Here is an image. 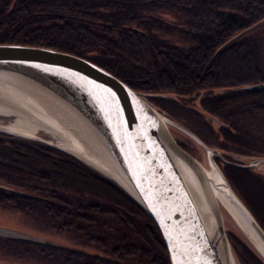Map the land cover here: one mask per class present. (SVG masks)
I'll use <instances>...</instances> for the list:
<instances>
[{"label": "trees", "instance_id": "obj_1", "mask_svg": "<svg viewBox=\"0 0 264 264\" xmlns=\"http://www.w3.org/2000/svg\"><path fill=\"white\" fill-rule=\"evenodd\" d=\"M263 28L264 0H0V45L79 56L137 92L198 100L223 127L204 131L214 137V147L250 158L264 155V92L230 90L264 84ZM160 101L153 102L161 107ZM224 169L264 230V182L253 181L249 192L247 170ZM0 182L1 208L78 236L101 252L0 236L5 255L40 264H169L158 229L142 208L73 158L0 138ZM254 193L257 204L249 198Z\"/></svg>", "mask_w": 264, "mask_h": 264}, {"label": "water", "instance_id": "obj_2", "mask_svg": "<svg viewBox=\"0 0 264 264\" xmlns=\"http://www.w3.org/2000/svg\"><path fill=\"white\" fill-rule=\"evenodd\" d=\"M261 25L262 22L242 31L222 48L239 41L245 35L259 29ZM6 75L16 76L35 84L39 83L42 90L48 94L50 91L52 92L48 97L53 98L57 104L59 101L63 102L69 109L75 111L78 119L89 124L92 134V130L97 132L98 139L105 142L118 171L132 187L138 204L157 227L164 247H166L169 264H217V259L214 258L215 256L210 250L206 232L202 224H199L195 205L177 175L178 171L175 170L176 166L172 157L182 161L190 170L212 216L216 241L223 246L225 255L233 256L225 223H223L221 212L223 205L220 206L216 201L214 187L217 185L215 186L214 180L208 177L206 171L201 167L202 164L176 142L170 131V125L181 129L189 138H193L199 146L206 149L209 163L219 171L221 180L224 181V188L231 192V194H227V198L231 201V209L241 213V218L248 230L264 247V232L261 226L233 194L227 180L222 177L220 169L215 164L213 155L219 157V152L206 148L204 143L191 131L163 117L147 101L156 98L166 100L174 98L175 100V97L168 94L137 92L90 61L48 48L16 44L0 45V86L2 87L6 85L3 84L7 78ZM242 90L263 93L264 84L242 86V88L231 89L230 92ZM18 97L15 94V98L18 99ZM43 99L46 98L43 97ZM18 102L21 106L31 105L33 108L35 106L30 101ZM49 102L47 99L46 107L53 103V101ZM29 113L39 123L41 121L42 125L48 127L55 125V128L59 127L67 132L69 126L59 120L63 118L48 119L42 114L44 112L36 114L33 110ZM61 123L63 125L58 126ZM78 127L81 131L82 129L85 131L84 124ZM0 131L6 132L2 127H0ZM89 133L86 132L85 135L89 137ZM31 138L35 142L51 145L54 149L72 155V152L57 145L48 144L44 140L42 141V138ZM98 143L101 153V143ZM102 151L107 153L105 149ZM80 160L85 161V159ZM223 161L234 168L253 167L252 165L241 166ZM0 236L19 240L30 239L22 232L2 227H0ZM38 241L43 242V239L38 238Z\"/></svg>", "mask_w": 264, "mask_h": 264}, {"label": "rangeland", "instance_id": "obj_3", "mask_svg": "<svg viewBox=\"0 0 264 264\" xmlns=\"http://www.w3.org/2000/svg\"><path fill=\"white\" fill-rule=\"evenodd\" d=\"M165 20L169 23H173L174 21L169 16H167ZM262 32H264V28ZM168 40L171 43H176L177 45L180 46V42L177 41L176 37L175 38L168 37ZM253 85H250V86H253ZM156 99L161 100L160 102H158L161 107H158L157 104L153 102L154 100L148 99L147 101L151 105V107H153L156 111H158L163 117H166L167 119L177 124L178 126L184 127L188 129L189 131H191L196 137H198L200 141L204 143L205 147L208 148L209 150H217L219 152L221 157L220 156L217 157L213 155L214 156L213 159L215 161L217 168L220 169L222 173V177L227 180L229 187L233 191V194L237 196V198L242 202L246 210L250 212V214L256 221V218L254 217V211L251 210L248 203L246 204V202L243 200L244 199L243 196L240 194L242 190H240V188L237 189L238 187L236 188L233 182L231 181V179H229L227 175V171L226 169H224V167L227 166V163L224 162L223 160L228 161L232 164H239L241 166H246V165L253 166L252 168H248V169L240 168L245 171L247 170L246 171L247 175L253 178V179L248 180V182L245 181L248 185L246 188V191L248 190L249 192H251L253 190V184H254L253 181L264 182V162H263L264 155L250 158L247 156L244 157L241 155H237L235 153L231 154L224 150L222 151L219 149V147H217V145L216 147H214L215 146L214 137L205 136L204 131L213 129L215 132H217L219 129H222L223 127L220 124V122L217 120L216 116L209 115V113H207V111H205L202 108V106L199 105L198 100H190L188 102V101H179L180 100L179 98L178 99L175 98V102H174V98L173 100L172 99L166 100L162 98H156ZM185 109L187 111L190 109L189 115L185 112ZM16 120H18V118L15 116L13 117L12 115H10V117L0 116V127L4 129L5 127H9L13 124L16 125V122H17ZM33 122L35 124H39V126L41 127L36 132L32 131L31 134L33 136L37 137L38 139L42 138V141L44 140V142L48 144L57 145L61 148H64L65 150L69 149L67 145L64 146L63 144H61L62 142L61 140H63L61 139V136H64V137L68 136L67 132H65L64 130L58 127L60 125H63V123L58 124L57 126L58 128H55V125L51 127L43 126L42 124H40L42 123L41 121L40 123L39 122L36 123L35 121ZM205 127L206 128L208 127V129H205ZM169 128L173 135V138H175L176 142L183 149H185L190 155H192L195 159H197L201 164L206 166V163H209V159H207V151L205 148L199 146L198 143L193 138L191 137L189 138L181 129H178L177 127H174L171 125L169 126ZM43 129H45V132L43 131ZM19 132L22 133L24 132V130H19ZM19 132H15L14 134L13 133L10 134L6 132L5 134L4 131H0V138L3 139L4 141H6L7 139L9 140L13 139V141H23L25 143H28V142L34 143L38 146L41 145L45 149H48L49 151L50 150H53L54 152L57 151L60 154H64L65 156L73 158L79 163L85 164L86 166H88V164H86L85 161L89 162V160H85L82 162V160H80L76 156L78 154H76L73 151H72V155L67 154L66 152L54 149L51 145L48 146L45 143L35 142L31 137H29L30 135H28V132L27 133L24 132L25 134H27L26 136L17 134ZM54 134H56L57 136ZM79 150L80 149H78L77 151ZM99 174L101 173L99 172ZM5 185L11 186V185H7L6 183ZM0 186H3V183L0 184ZM256 193L259 194V192H256ZM249 198L251 199V202H255V204H257V201L259 202V200L255 197V193L251 194ZM221 212L223 215V221L226 225L225 229H226V234L228 237L229 244L231 245L232 255L235 257L236 264H264V257L261 254H259V252L253 246V244L249 243L247 236L242 232L239 226H237V223L232 218L231 213L228 212L227 208H224V206H221ZM258 224L260 225V223ZM0 227L5 228L7 230H13L19 233L22 232L28 235L30 238L32 237L35 239L42 238L46 242H49L52 245H56L57 247H63V248L67 247L75 251L78 250L80 252H83L86 254L89 253V254L96 255V256L101 255V252L99 250L91 248L88 244L84 242V240H82V238L78 236L75 238L72 234H69V233L64 234V233H59L57 231H52L47 227L46 223L43 221L41 222L23 213H17L10 209L6 210L1 207H0ZM0 264H40V262H36V261L34 262L31 259H27L25 257L21 258L15 255H12V254L5 255L4 252L0 248Z\"/></svg>", "mask_w": 264, "mask_h": 264}, {"label": "bare ground", "instance_id": "obj_4", "mask_svg": "<svg viewBox=\"0 0 264 264\" xmlns=\"http://www.w3.org/2000/svg\"><path fill=\"white\" fill-rule=\"evenodd\" d=\"M6 77L7 78L3 83L6 85L4 87L0 86V116L10 117V115H12L13 117L15 116L18 118V120H16V125L13 124L9 127L4 128L7 133L14 134L15 132H19V130H24V132H28V135H30L29 137H35L31 134L32 131L36 132L41 127L39 126V124H35L33 122L35 121L36 123H38L39 121H37V119L34 118L31 113H29L31 110H33V112H35L36 114L39 112L46 113L42 114L45 115L48 119L50 118L58 120L59 117L63 118L62 120H59L65 122L69 126L67 127L68 136H61V139L63 140L60 139L62 141L61 144H63L64 146L67 145V147H69V149H66V151L75 152L76 154H78L77 156L80 157L79 159L89 160L90 163L88 161L85 162L86 164H88V166L90 165L91 167L95 168L93 169L89 166L91 169H93V171H96L97 173L100 172L101 174H103L102 176L106 178L108 177L107 179L109 181L111 180L112 183L120 186V188H122L137 205H140L137 202L135 194H133L134 192L132 190V187L130 186V184H128L122 173L118 171V167L115 161L112 159V157H110L111 153L108 152L105 142H102L100 139H98L99 136L96 131L92 130V134L89 128V124L86 121L78 119V117L75 115V111L69 109L67 105L63 104V102L59 101V104H57L53 100V98L48 97L52 94V92L50 91V93L48 94V92L42 90V86L39 83H31L16 76L13 77L6 75ZM15 94H17L20 98L18 97V99H16ZM43 97H45L46 99H43ZM47 99L50 102L53 101V103L49 102L50 105H48V107L45 106ZM24 100L34 103V108L31 105L21 106L18 101L26 102ZM81 124H84V129L87 133L90 132L89 137L85 135L86 132L83 129L81 131V129L78 127L81 126ZM43 131L45 132V129H43ZM24 132H19L17 134L26 136L27 134H25ZM98 142L101 143V148L103 150L105 149V151L107 152L106 154L103 153L102 149L100 153V145ZM71 143L73 144V146ZM75 149L80 150L77 151ZM102 153L104 154V156L102 155ZM107 154L108 157L106 156ZM172 160H174V164L176 166V169H174L178 171L177 175H179V179L183 182L186 192L190 195L192 203H194L195 205L199 224H202L203 229L206 232L210 244V250L215 256L214 258L217 259V264H236L235 257L231 255H225L223 246L218 241H216V234L214 233V223L212 216L209 213V209L206 203H204V198L190 170L187 169L182 161L176 159L175 157H172ZM110 161L113 165L110 163ZM201 167H203V170L206 171L208 177L214 180L215 186L217 185L216 187H214V189H216L214 191L218 204L220 206L223 205L224 208H227L229 210L228 212L231 213V216L237 223V226H239L242 232L247 236L249 243L253 244L259 254L264 257V247L261 245V243L258 242L256 236L253 235L250 230H248L245 222H243L241 218V213L239 214L238 211L236 212L231 209V201H229V199L227 198V194H231V192L228 189L224 188V181L221 180L219 171L214 166H211L210 163H206V166L202 164Z\"/></svg>", "mask_w": 264, "mask_h": 264}]
</instances>
